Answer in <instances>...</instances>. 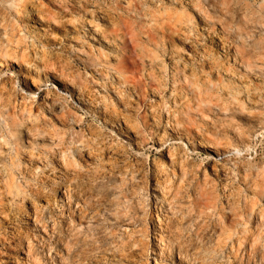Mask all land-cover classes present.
<instances>
[{"label":"rangeland","instance_id":"obj_1","mask_svg":"<svg viewBox=\"0 0 264 264\" xmlns=\"http://www.w3.org/2000/svg\"><path fill=\"white\" fill-rule=\"evenodd\" d=\"M0 264H264V0H0Z\"/></svg>","mask_w":264,"mask_h":264},{"label":"bare ground","instance_id":"obj_2","mask_svg":"<svg viewBox=\"0 0 264 264\" xmlns=\"http://www.w3.org/2000/svg\"><path fill=\"white\" fill-rule=\"evenodd\" d=\"M88 63L90 64L91 67L96 66V64L91 62V60H89V59H88ZM51 81H53L56 84V86H59L62 89V91L63 90L67 91V93H70L71 88H75V80L74 79H70V78H66L63 75H60V76H57V77L52 76L51 77ZM3 84H5V82ZM56 86H55V88H56ZM29 92H30V98L32 100H34L37 97L35 92L30 91V90H29ZM235 151L239 152L240 149H236ZM224 158L228 159V158H230V156H226Z\"/></svg>","mask_w":264,"mask_h":264}]
</instances>
